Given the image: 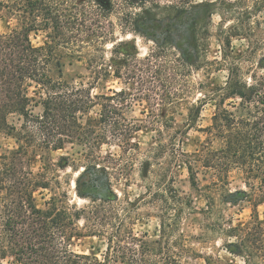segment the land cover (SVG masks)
I'll list each match as a JSON object with an SVG mask.
<instances>
[{"label":"trees","instance_id":"obj_1","mask_svg":"<svg viewBox=\"0 0 264 264\" xmlns=\"http://www.w3.org/2000/svg\"><path fill=\"white\" fill-rule=\"evenodd\" d=\"M249 1L222 2L213 9L214 4L191 0L168 5L156 0H0V18L10 16L19 26L0 35V136L16 143L0 153V264L6 259L17 264H187L196 254L181 223L193 205L175 188L172 167L178 164L204 199L209 230L224 239L225 250L244 264H264V220L256 210L238 225L224 216L229 206L245 202L256 209L264 202V75L242 67L249 56L231 52L232 38L249 40L259 26L251 22L258 1L251 0L257 6L253 11ZM214 11L230 23L219 30L220 60L210 62ZM112 15L120 17L124 35L153 43L145 57H139L135 42L114 38ZM38 32L46 33L47 41L34 47L29 35ZM83 52L90 54L96 84L113 77L126 88L93 96L94 82H67L65 60ZM213 66L227 76L223 86L197 85L203 99L195 103L213 104L210 124L199 130L198 147L185 152L173 137L162 142L159 131V142L141 154L131 140L139 128L124 116L131 91L167 113L192 92L193 74L206 69L208 75ZM257 66L264 68V58ZM158 121L165 130L172 128L170 116ZM110 143L118 145L119 154L101 156L100 147ZM67 146L76 150V158L63 157L57 166L81 171L75 194L89 205H69L63 193L40 208L35 196L50 185L44 173L30 169V156ZM134 172L144 193L118 198L115 184L123 179L128 186ZM235 179L242 189H231ZM151 215L158 218L155 240L134 231L140 218ZM85 236L104 238L105 250L99 256L75 252V241Z\"/></svg>","mask_w":264,"mask_h":264},{"label":"rangeland","instance_id":"obj_2","mask_svg":"<svg viewBox=\"0 0 264 264\" xmlns=\"http://www.w3.org/2000/svg\"><path fill=\"white\" fill-rule=\"evenodd\" d=\"M235 0H191L193 3L214 4L217 7L222 5V2H233ZM259 10L252 13L251 22L253 25L259 21V26H256L253 37L249 40L243 38H232L231 52L233 55L249 56L251 59L248 62L242 61L243 68L252 67L251 73L257 76L264 75V68H259L257 62L264 58V0H257ZM160 5L172 4L173 0H156ZM123 4V3H122ZM131 4V3H128ZM131 6V5H130ZM248 7L250 10L257 8L253 1H249ZM219 11H214L211 16L210 38L208 40V48L206 57L210 62L218 61L221 57V43L219 40V30L222 25H229V21L219 16ZM110 21L114 24V38L118 40H130L135 42L140 58L147 55L149 49L153 46L152 42L141 39L139 36L132 35L126 32L122 33V23L118 15H112ZM225 26V27H226ZM18 24L14 18L10 16H2L0 18V35L12 33L18 29ZM29 40L34 47L43 46L47 41V35L44 32L31 33ZM106 58H110L111 45L105 46ZM75 58L66 59L63 67V78L71 84H92V72L88 66L90 54L83 52L77 54ZM212 67L210 73L205 75L206 69L193 74L190 81L192 82V92L186 97L181 104L175 105L172 111L165 113L163 106H151V102L134 97L136 92L131 91V97L127 99V106L124 110L125 118L133 125L138 126V130L131 136L134 144L138 145L141 154H146L152 147L158 143L159 131L163 132L162 142H167L168 138H175L176 143L185 152H193L203 140V134L199 132L201 128H205L210 124L213 113V104L209 103L206 106H199L195 102L198 99H203L202 91L198 88V84L207 86H223L227 76L226 70H218ZM92 95L110 94V90L120 91L126 88L122 80H117L113 77L101 79L93 83ZM206 92V91H205ZM177 102V101H176ZM194 106V108H192ZM153 109V110H152ZM152 110L157 117L152 119L149 112ZM149 114V116H148ZM164 114L173 119L172 128L165 130L158 120H162ZM155 121H158L155 122ZM191 124L188 128L187 126ZM16 148L15 140L12 137L5 135L0 136V153L6 150ZM76 150L67 146L64 150L38 152L30 156V169L34 173H44L50 185L49 190L39 191L36 194V205L40 208L44 207V203L53 195L59 196L66 193L68 196V204L75 205L77 208H83L89 205L86 200L79 199L75 194V180L79 172L75 167L59 168L57 166L61 158L73 156ZM120 148L116 143L104 144L100 147L99 153L101 156L118 155ZM72 165V163H70ZM172 174L175 180V188L182 195H187L192 200L193 210L183 217L181 230L184 237L187 239V246L196 254L193 258H187V264H244L240 257L230 254L224 248V239L213 234L209 230L210 221L204 215L206 209L205 201L195 190H193L188 182L187 173L184 167L180 164L172 167ZM131 181L128 186H124L122 179L114 186V190L118 198H122V194L129 196L131 199L138 197L144 193L142 182L134 172L131 175ZM243 188L240 181L235 179L231 189ZM256 210L259 218L264 220V202L255 209L254 206L247 203H241L235 207H228L224 211V216L233 225L243 224L250 220V216ZM141 211H149L148 208L142 207ZM83 222H80V226ZM135 234L138 236H147L148 240H155L158 236V218L154 215L140 218L134 227ZM73 250L78 254L96 255L99 256L105 250V239L101 237L85 236L78 239L74 243ZM2 264H17L12 259L2 261Z\"/></svg>","mask_w":264,"mask_h":264}]
</instances>
